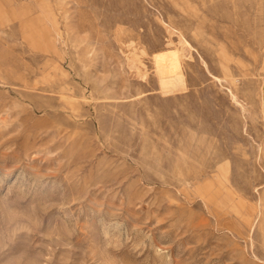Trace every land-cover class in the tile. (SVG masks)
Returning <instances> with one entry per match:
<instances>
[{
  "label": "rangeland",
  "instance_id": "1",
  "mask_svg": "<svg viewBox=\"0 0 264 264\" xmlns=\"http://www.w3.org/2000/svg\"><path fill=\"white\" fill-rule=\"evenodd\" d=\"M0 264H264V0H0Z\"/></svg>",
  "mask_w": 264,
  "mask_h": 264
},
{
  "label": "bare ground",
  "instance_id": "2",
  "mask_svg": "<svg viewBox=\"0 0 264 264\" xmlns=\"http://www.w3.org/2000/svg\"><path fill=\"white\" fill-rule=\"evenodd\" d=\"M169 56V55H168ZM166 54H164V55H159V57H158V61L160 62V63H162L163 64V62H167V70L168 71H172V72H176V75H173L172 77H170V75L169 76H167V77H164L165 79H163V85L164 86H168V87H176V86H178L179 84H180V81H181V78H180V76L178 75V73H177V71H178V63H177V60L174 58V57H172V56H174V54H172L171 55V57L172 58H170V56L168 57ZM171 60V61H170ZM161 64V65H162ZM161 69H163V68H161ZM162 74H163V72H162Z\"/></svg>",
  "mask_w": 264,
  "mask_h": 264
}]
</instances>
